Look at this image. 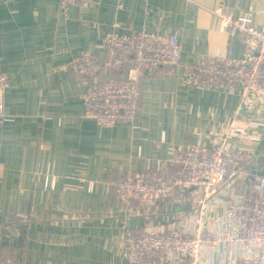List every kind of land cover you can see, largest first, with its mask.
<instances>
[{"label": "crops", "instance_id": "1", "mask_svg": "<svg viewBox=\"0 0 264 264\" xmlns=\"http://www.w3.org/2000/svg\"><path fill=\"white\" fill-rule=\"evenodd\" d=\"M220 6L233 16L250 12L257 26L264 25V0H94L89 7L70 6L65 16L56 0L0 3V73L9 79L2 110L14 118L0 125V258L16 264H140L124 257L129 233L192 229L197 189L126 206L110 184L128 169L144 170L150 159L166 164L171 150L212 145L235 115L264 122V93L252 92L242 106L241 87H202L185 77V64L224 46L240 60L255 49L251 40L222 30L215 14ZM116 21L175 34L182 65L143 75L135 127L102 128L84 116L88 81L73 77L71 63L84 51L103 62ZM236 144L243 150L241 174L204 212L215 229L223 220L220 204L250 195L254 176L264 174V127L260 140ZM227 256L221 249L206 251L203 264H226Z\"/></svg>", "mask_w": 264, "mask_h": 264}, {"label": "built area", "instance_id": "2", "mask_svg": "<svg viewBox=\"0 0 264 264\" xmlns=\"http://www.w3.org/2000/svg\"><path fill=\"white\" fill-rule=\"evenodd\" d=\"M10 0H0L1 2ZM58 14L65 16L70 6L89 7L94 0H56ZM215 14L222 30L251 40L255 49L244 59L232 57L230 46L209 55L204 61L185 64L184 74L191 84L202 87H241V105L251 93H264V25L254 23L250 12L233 16L225 7ZM59 54V52H56ZM181 45L173 33L138 30L116 21L105 40L104 61L88 51L73 56L72 75L86 80L83 95L84 116L102 128L116 124L135 127L140 98V80L161 67L181 66ZM9 86L0 73V125L13 116L2 110V98ZM264 122L244 120L235 115L226 131L210 146L192 144L185 151L171 150L164 164L150 159L144 170L128 169L110 189L126 206L134 201L154 202L178 189L199 191L191 230L175 226L129 233L124 239V257L129 263L203 264V252L223 250L226 264H264V174L253 178L250 195L220 204L223 220L217 229L205 222L204 212L211 199L225 184L233 185L241 174L243 150L240 138L261 139ZM168 166H175L172 171ZM238 252V253H237ZM0 264H16L12 258H0Z\"/></svg>", "mask_w": 264, "mask_h": 264}]
</instances>
